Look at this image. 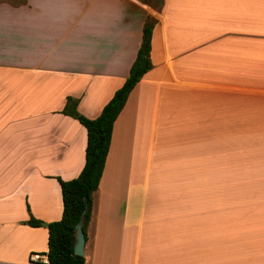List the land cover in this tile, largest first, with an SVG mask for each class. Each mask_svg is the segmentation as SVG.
Returning a JSON list of instances; mask_svg holds the SVG:
<instances>
[{
	"label": "crops",
	"instance_id": "crops-1",
	"mask_svg": "<svg viewBox=\"0 0 264 264\" xmlns=\"http://www.w3.org/2000/svg\"><path fill=\"white\" fill-rule=\"evenodd\" d=\"M148 15L152 68L114 121L84 264H264V211L231 228L225 210L229 188H264L227 175L264 167V0H1L0 264H48L47 229L25 222L60 220L56 178L85 163L66 98L99 116Z\"/></svg>",
	"mask_w": 264,
	"mask_h": 264
},
{
	"label": "trees",
	"instance_id": "trees-1",
	"mask_svg": "<svg viewBox=\"0 0 264 264\" xmlns=\"http://www.w3.org/2000/svg\"><path fill=\"white\" fill-rule=\"evenodd\" d=\"M155 24V18L146 16L142 26L140 46L128 77L104 105L98 117L95 119L84 117L77 111L78 100L72 97L66 98L61 113L77 120L86 130L85 163L76 178L69 181L56 178L62 198L60 220L44 223L29 213V219L25 222L31 227L47 229L48 250L45 255L48 264H84V257L73 253L75 226L83 218L82 230L86 235V228L92 215L93 194L97 191L102 176L114 121L132 89L152 68L150 46Z\"/></svg>",
	"mask_w": 264,
	"mask_h": 264
},
{
	"label": "rangeland",
	"instance_id": "rangeland-1",
	"mask_svg": "<svg viewBox=\"0 0 264 264\" xmlns=\"http://www.w3.org/2000/svg\"><path fill=\"white\" fill-rule=\"evenodd\" d=\"M1 1V0H0ZM6 1V0H5ZM10 1V0H7ZM146 2L152 8L157 9L161 0H140ZM230 179L233 181L239 180H264V167H230ZM222 172H220V175ZM242 190L243 194L239 193ZM231 191V199L229 208L225 206V210H229L231 215V228L250 226V221L245 219L249 211H264V188H229ZM230 201V200H229ZM227 212V211H226ZM228 213V212H227ZM243 215V219H240ZM224 222V221H223ZM215 225L222 226V219L215 220Z\"/></svg>",
	"mask_w": 264,
	"mask_h": 264
},
{
	"label": "water",
	"instance_id": "water-1",
	"mask_svg": "<svg viewBox=\"0 0 264 264\" xmlns=\"http://www.w3.org/2000/svg\"><path fill=\"white\" fill-rule=\"evenodd\" d=\"M83 218L75 226V236L73 244V253L76 256H84V247L86 242L85 234L82 230Z\"/></svg>",
	"mask_w": 264,
	"mask_h": 264
},
{
	"label": "built area",
	"instance_id": "built-area-1",
	"mask_svg": "<svg viewBox=\"0 0 264 264\" xmlns=\"http://www.w3.org/2000/svg\"><path fill=\"white\" fill-rule=\"evenodd\" d=\"M39 257L37 255H30V261L37 262Z\"/></svg>",
	"mask_w": 264,
	"mask_h": 264
}]
</instances>
